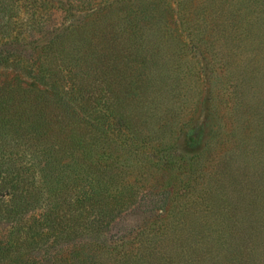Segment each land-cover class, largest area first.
Wrapping results in <instances>:
<instances>
[{
	"label": "rangeland",
	"instance_id": "rangeland-1",
	"mask_svg": "<svg viewBox=\"0 0 264 264\" xmlns=\"http://www.w3.org/2000/svg\"><path fill=\"white\" fill-rule=\"evenodd\" d=\"M68 2L76 18L65 19ZM47 3L43 15L13 6L19 31L37 20L43 27L89 21L100 57L112 62L101 79L111 82L115 114L139 134L137 158L149 167L118 175L128 185L124 204L115 205L100 241L111 252L85 256L81 243L53 244L48 259L264 264V0ZM131 75L141 86L137 97L121 87ZM189 130L197 134L194 149L185 143ZM37 256L28 255V264Z\"/></svg>",
	"mask_w": 264,
	"mask_h": 264
},
{
	"label": "trees",
	"instance_id": "trees-1",
	"mask_svg": "<svg viewBox=\"0 0 264 264\" xmlns=\"http://www.w3.org/2000/svg\"><path fill=\"white\" fill-rule=\"evenodd\" d=\"M13 6L40 15L50 7L0 0V264H28L33 254V264H62L48 259L53 244L109 253L100 241L128 187L118 175L149 168L137 158L139 134L115 114L111 82L101 79L112 62L100 57L88 20H37L21 32ZM61 11L65 19L78 13L72 2ZM123 82L127 95L139 96L132 75ZM184 137L189 149L198 144L195 131Z\"/></svg>",
	"mask_w": 264,
	"mask_h": 264
}]
</instances>
